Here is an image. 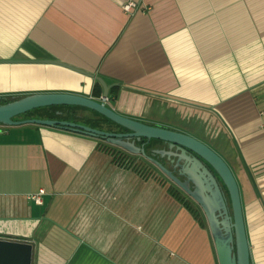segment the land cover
I'll use <instances>...</instances> for the list:
<instances>
[{
    "label": "crops",
    "instance_id": "obj_1",
    "mask_svg": "<svg viewBox=\"0 0 264 264\" xmlns=\"http://www.w3.org/2000/svg\"><path fill=\"white\" fill-rule=\"evenodd\" d=\"M100 79L115 111L225 159L251 263L264 264V0H0V96L100 99ZM177 188L98 137L0 124V238L32 242L33 264H219L203 211Z\"/></svg>",
    "mask_w": 264,
    "mask_h": 264
},
{
    "label": "water",
    "instance_id": "obj_2",
    "mask_svg": "<svg viewBox=\"0 0 264 264\" xmlns=\"http://www.w3.org/2000/svg\"><path fill=\"white\" fill-rule=\"evenodd\" d=\"M101 82L104 86L101 98H108L109 87ZM2 100L0 96V124L5 126L32 123L60 127L98 137L131 154L143 156L203 211L219 264H252L237 179L225 159L205 142L178 130L123 116L102 99L76 93L36 92L8 102ZM51 105L92 109L121 126V130L110 131L64 119L19 117L28 110ZM143 139L142 144L137 143ZM152 139L162 141L165 146L156 145L147 153L145 145ZM161 155L168 158L171 166L160 160ZM33 257L32 242L0 238V264H33Z\"/></svg>",
    "mask_w": 264,
    "mask_h": 264
},
{
    "label": "trees",
    "instance_id": "obj_3",
    "mask_svg": "<svg viewBox=\"0 0 264 264\" xmlns=\"http://www.w3.org/2000/svg\"><path fill=\"white\" fill-rule=\"evenodd\" d=\"M99 94V93H98ZM19 96L23 95H7L3 97L2 102H8L14 100V98H17ZM61 111V112H59ZM88 111L89 113L92 114V116H85L81 112ZM34 112H39V115L42 118H50V119H64V120H69V121H75L79 123H83L86 125H90L92 127H97L100 129H106L110 130L113 128L112 125H117L118 124L114 123L104 115L83 107V106H78V105H51V106H44V107H39L35 108L32 110H28V112L25 113V115H29V113H34ZM23 115V114H22ZM20 115L19 117H23ZM121 127V126H119ZM60 128V127H58ZM152 141H157L156 139H152ZM151 141V142H152ZM144 141H141L143 143ZM149 153V152H148ZM179 190V188H177ZM180 191V190H179ZM177 194V193H176Z\"/></svg>",
    "mask_w": 264,
    "mask_h": 264
},
{
    "label": "built area",
    "instance_id": "obj_4",
    "mask_svg": "<svg viewBox=\"0 0 264 264\" xmlns=\"http://www.w3.org/2000/svg\"><path fill=\"white\" fill-rule=\"evenodd\" d=\"M134 5H135V3H133V1L129 2V3L124 5V9L129 11L133 8ZM100 99H102L104 102H106L108 98H100ZM115 159L117 160L118 163H120L122 165L131 164V159L127 155L122 154V153L115 154Z\"/></svg>",
    "mask_w": 264,
    "mask_h": 264
},
{
    "label": "rangeland",
    "instance_id": "obj_5",
    "mask_svg": "<svg viewBox=\"0 0 264 264\" xmlns=\"http://www.w3.org/2000/svg\"><path fill=\"white\" fill-rule=\"evenodd\" d=\"M81 113H82L83 115H85V116H87V115L92 116V114L89 113L88 111H84V112H81ZM29 115L38 116V115H39V112L29 113ZM22 116L25 117V118H30V117H26V116H28V115H25V113H24ZM20 118H21V117H20ZM34 118H39V117H34ZM238 185H239V184H238ZM193 205H196V204H193ZM195 207H197V205H196Z\"/></svg>",
    "mask_w": 264,
    "mask_h": 264
}]
</instances>
